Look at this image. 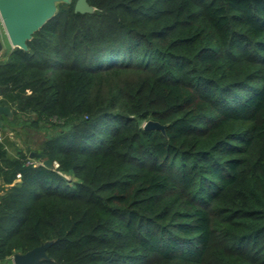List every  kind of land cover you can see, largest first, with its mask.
<instances>
[{
	"label": "trees",
	"instance_id": "obj_1",
	"mask_svg": "<svg viewBox=\"0 0 264 264\" xmlns=\"http://www.w3.org/2000/svg\"><path fill=\"white\" fill-rule=\"evenodd\" d=\"M76 1L0 56V262L264 264V0Z\"/></svg>",
	"mask_w": 264,
	"mask_h": 264
},
{
	"label": "water",
	"instance_id": "obj_2",
	"mask_svg": "<svg viewBox=\"0 0 264 264\" xmlns=\"http://www.w3.org/2000/svg\"><path fill=\"white\" fill-rule=\"evenodd\" d=\"M71 2L72 0H0V16L12 48L27 50V42L56 14L57 5ZM94 11L95 8L87 0H77L75 3V13L93 14ZM2 49L3 45L0 42V54ZM3 116L12 119L13 111L11 107L0 104V128L4 126ZM144 129L164 132L165 126L150 120L144 124ZM30 158L44 160L45 166L54 167V162L50 159L45 160L44 154L33 151ZM51 244L52 242H46L24 254L14 255L13 264H39L48 258L47 249Z\"/></svg>",
	"mask_w": 264,
	"mask_h": 264
},
{
	"label": "crops",
	"instance_id": "obj_3",
	"mask_svg": "<svg viewBox=\"0 0 264 264\" xmlns=\"http://www.w3.org/2000/svg\"><path fill=\"white\" fill-rule=\"evenodd\" d=\"M6 38V40H5V38ZM0 42L2 43V45H3V49H2V51H1V54H0V56L2 55V53L5 51V50H7L8 48L9 49H11L12 48V46H11V43H10V41H9V38H8V35H7V33H6V30H5V27H4V24H3V21H2V19H1V16H0ZM6 46H7V49H6ZM4 117H6V116H3L2 117V120H3V123H4V126H3V128H0V136H1V140H4V139H9V141H12L16 146H18V147H22V146H20V144H18L17 142H16V136L14 135V133H13V131H12V128H10V125H12L13 126V129H14V124H13V122H12V120L11 119H9V118H4ZM5 119V120H4ZM7 124V125H6ZM9 128V129H8ZM4 130V131H3ZM13 148V152L11 151V149H10V152H11V154L12 155H15L16 154V152H15V149H14V147H12ZM0 187H1V183H0ZM2 194V191H0V195ZM12 259V258H11ZM11 259L10 260H8V261H6V262H0V264H13L12 263V261H11Z\"/></svg>",
	"mask_w": 264,
	"mask_h": 264
},
{
	"label": "rangeland",
	"instance_id": "obj_4",
	"mask_svg": "<svg viewBox=\"0 0 264 264\" xmlns=\"http://www.w3.org/2000/svg\"><path fill=\"white\" fill-rule=\"evenodd\" d=\"M60 4V3H59ZM57 7H58V5H57ZM5 38V37H4ZM5 40H6V38H5ZM6 49H7V46H6ZM9 50V48L7 49V50H5L2 54H5L7 51ZM30 136L32 137V138H34V145H36L37 143H39L40 142V136H37V135H33L32 133L30 134ZM16 142L18 143V144H20V146H23L24 144H23V142L21 141V139L20 138H18V137H16ZM11 151L13 152L14 150H13V148L11 147ZM56 167V165L54 166V168ZM68 179H70V182H72V181H74L75 180V178H71V177H67ZM11 261H12V263H13V258L11 259Z\"/></svg>",
	"mask_w": 264,
	"mask_h": 264
},
{
	"label": "built area",
	"instance_id": "obj_5",
	"mask_svg": "<svg viewBox=\"0 0 264 264\" xmlns=\"http://www.w3.org/2000/svg\"><path fill=\"white\" fill-rule=\"evenodd\" d=\"M0 99H1V96H0ZM0 141H1V136H0ZM17 176H18V178H20V176H21V175H20V174H18ZM12 258H13V257H12Z\"/></svg>",
	"mask_w": 264,
	"mask_h": 264
}]
</instances>
